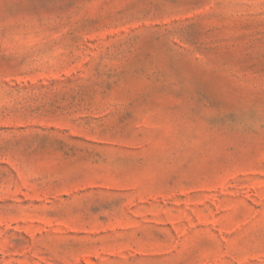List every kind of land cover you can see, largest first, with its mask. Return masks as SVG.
<instances>
[{
	"label": "rangeland",
	"instance_id": "obj_1",
	"mask_svg": "<svg viewBox=\"0 0 264 264\" xmlns=\"http://www.w3.org/2000/svg\"><path fill=\"white\" fill-rule=\"evenodd\" d=\"M0 264H264V0H0Z\"/></svg>",
	"mask_w": 264,
	"mask_h": 264
}]
</instances>
